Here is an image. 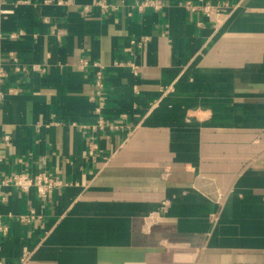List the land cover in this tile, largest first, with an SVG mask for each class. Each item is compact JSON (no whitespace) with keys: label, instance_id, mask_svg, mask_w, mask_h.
I'll list each match as a JSON object with an SVG mask.
<instances>
[{"label":"crops","instance_id":"crops-1","mask_svg":"<svg viewBox=\"0 0 264 264\" xmlns=\"http://www.w3.org/2000/svg\"><path fill=\"white\" fill-rule=\"evenodd\" d=\"M107 1L0 0L1 170L65 183L3 189L2 264H264V0Z\"/></svg>","mask_w":264,"mask_h":264},{"label":"built area","instance_id":"built-area-1","mask_svg":"<svg viewBox=\"0 0 264 264\" xmlns=\"http://www.w3.org/2000/svg\"><path fill=\"white\" fill-rule=\"evenodd\" d=\"M53 0H45V2H52ZM57 3L62 4L68 2V0H56ZM93 4L101 7L102 9L108 10L111 7V4L107 0H93ZM164 6V0H143L138 3L137 7L140 12H143L147 9L160 10ZM185 6L190 10L202 11L206 15H210L215 12H219L224 6L223 4L213 5L210 1L203 2L199 4H194L192 1H186ZM87 8V7H86ZM11 60L13 61L14 71L24 72L27 70V67L24 64H21L18 56L15 53H11ZM85 61L83 65H87ZM132 68L136 70L137 66L131 64ZM8 73L0 63V196H3V189L5 187H16L22 191L30 192L35 189L39 198H45L48 195L52 194L56 189H59L65 185L63 180L58 176L46 169L38 171L36 174L29 172H14V173H3L1 170V163L4 161V154L2 152L3 145H9L11 142V137L9 135L2 134L1 132V107L5 102V99L9 92L12 89L5 88L6 79ZM91 101L95 103V111L99 114L98 121L96 124L84 125L85 128H91L92 130L104 129L106 127H113L107 119L103 116V109L105 108L107 101V92L105 88V72L104 69H99L96 71V79L94 84V93L90 96ZM96 146L93 143L90 144L89 154L91 156L95 153ZM37 218V213L33 207L30 206L28 214L20 215L19 220L29 223ZM0 232L4 235L8 233V226L3 222L2 217L0 216ZM1 250V246H0ZM0 264H2L0 260Z\"/></svg>","mask_w":264,"mask_h":264}]
</instances>
